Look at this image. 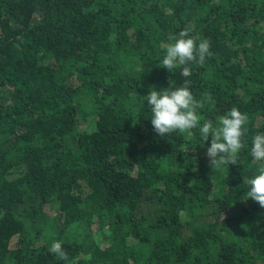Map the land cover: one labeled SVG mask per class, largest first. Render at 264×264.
<instances>
[{
  "label": "trees",
  "instance_id": "trees-1",
  "mask_svg": "<svg viewBox=\"0 0 264 264\" xmlns=\"http://www.w3.org/2000/svg\"><path fill=\"white\" fill-rule=\"evenodd\" d=\"M188 26L211 55L184 78L160 60ZM184 79L202 123L248 114L238 164L154 131L146 96ZM258 132L264 0H0V264H264Z\"/></svg>",
  "mask_w": 264,
  "mask_h": 264
},
{
  "label": "clouds",
  "instance_id": "clouds-1",
  "mask_svg": "<svg viewBox=\"0 0 264 264\" xmlns=\"http://www.w3.org/2000/svg\"><path fill=\"white\" fill-rule=\"evenodd\" d=\"M192 29L188 26L178 34L170 37L165 54L160 60L161 67L169 72L182 69L184 78L192 75L191 65H202L207 56L211 55L210 41L190 35ZM151 111V124L154 131L161 137L179 132L189 137L193 129H199L203 141L211 137L206 155L210 166L218 170L221 165H236L239 163V153L247 147L249 116L246 112L233 107L219 117L214 124L211 120H203L200 110L206 104L215 107V101L210 93H204L197 99L190 89V80L184 79L179 86L164 88L157 91L153 87L146 96ZM250 155L257 162L256 173L247 180L249 190L247 198H251L264 208V132H258L252 137ZM246 198V199H247ZM62 241H54L49 251L60 259L66 260L67 253L62 247Z\"/></svg>",
  "mask_w": 264,
  "mask_h": 264
}]
</instances>
